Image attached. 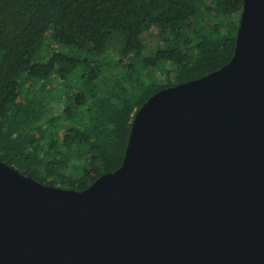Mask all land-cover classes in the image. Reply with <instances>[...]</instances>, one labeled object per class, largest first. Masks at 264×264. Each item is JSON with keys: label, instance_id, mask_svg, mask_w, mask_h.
<instances>
[{"label": "water", "instance_id": "water-1", "mask_svg": "<svg viewBox=\"0 0 264 264\" xmlns=\"http://www.w3.org/2000/svg\"><path fill=\"white\" fill-rule=\"evenodd\" d=\"M234 41L144 101L88 187L0 160V264H264V0H243Z\"/></svg>", "mask_w": 264, "mask_h": 264}, {"label": "trees", "instance_id": "trees-1", "mask_svg": "<svg viewBox=\"0 0 264 264\" xmlns=\"http://www.w3.org/2000/svg\"><path fill=\"white\" fill-rule=\"evenodd\" d=\"M242 3L0 0V160L76 190L114 171L137 109L171 86L143 83L129 59L143 55L145 33L170 35L165 46L187 81L229 61ZM113 38L121 39L116 50ZM143 59L153 67L152 56Z\"/></svg>", "mask_w": 264, "mask_h": 264}, {"label": "rangeland", "instance_id": "rangeland-1", "mask_svg": "<svg viewBox=\"0 0 264 264\" xmlns=\"http://www.w3.org/2000/svg\"><path fill=\"white\" fill-rule=\"evenodd\" d=\"M166 38L168 40H166ZM170 35L169 34H159L156 29L151 30L150 32H146L143 36V44H144V50L142 52L143 55H141L139 58H135L133 55L129 56L130 58H134V64L137 67V72L140 75L135 74V76H140L141 81L143 83H166L169 82L171 85H175L180 83L182 80V70L179 67V64L177 62V54L170 50V48H167L165 46L166 42H169ZM46 43H49L51 46H54L53 43L50 42L49 34L48 38L46 40ZM121 43V39L113 38L111 40V45L109 46L110 49L116 50ZM62 51L67 52L69 49L67 48H61ZM166 50V51H165ZM165 51V52H161ZM165 54H168L167 59H164L163 57ZM106 56L107 58H110L109 53L104 54L103 57ZM146 56H152L154 58V65L153 67L146 68L143 64V57ZM117 73H121V71L118 69ZM147 74V75H146ZM78 87L77 84H74V87ZM136 91V89H135Z\"/></svg>", "mask_w": 264, "mask_h": 264}, {"label": "flooded vegetation", "instance_id": "flooded-vegetation-1", "mask_svg": "<svg viewBox=\"0 0 264 264\" xmlns=\"http://www.w3.org/2000/svg\"><path fill=\"white\" fill-rule=\"evenodd\" d=\"M193 79V78H192Z\"/></svg>", "mask_w": 264, "mask_h": 264}]
</instances>
